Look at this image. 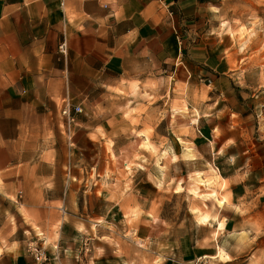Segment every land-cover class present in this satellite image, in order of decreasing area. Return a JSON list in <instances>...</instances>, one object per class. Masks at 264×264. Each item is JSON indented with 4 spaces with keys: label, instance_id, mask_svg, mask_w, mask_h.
I'll list each match as a JSON object with an SVG mask.
<instances>
[{
    "label": "crops",
    "instance_id": "0c3cea01",
    "mask_svg": "<svg viewBox=\"0 0 264 264\" xmlns=\"http://www.w3.org/2000/svg\"><path fill=\"white\" fill-rule=\"evenodd\" d=\"M60 3L0 0V231L6 242L0 264H35L21 244L46 242L54 221L60 223L49 264H249L253 256L264 258V135L248 100L257 95L236 90L234 75L226 72L228 57L211 24L217 0ZM63 37L64 58L57 55ZM124 81L162 85L163 97L177 90L188 112H196L189 136H181L189 151L171 136L181 121L164 123L157 140L166 149L169 179L213 166L227 185V200L206 222L192 219L194 233L184 216L174 222L149 214L131 223L120 215L121 231L114 201L75 185L86 177L76 170L72 146L103 144L96 130L107 134L112 122L103 99ZM64 100L80 108L71 110V139L61 115ZM151 177L145 174L154 189ZM18 205L42 233L26 230ZM95 238L117 241L119 249L99 243L104 251L88 250Z\"/></svg>",
    "mask_w": 264,
    "mask_h": 264
},
{
    "label": "rangeland",
    "instance_id": "374dc122",
    "mask_svg": "<svg viewBox=\"0 0 264 264\" xmlns=\"http://www.w3.org/2000/svg\"><path fill=\"white\" fill-rule=\"evenodd\" d=\"M217 2L218 10L211 24L218 27L220 44L228 57L226 72L234 75L236 90L241 89L248 94L257 95L252 100L248 99L249 108L256 111L258 133L264 135V0ZM161 86L153 82L124 81L119 88L108 90L109 94L103 99V106L107 109L108 118L113 123V118H117L120 125L114 128L112 122L108 124L107 134L100 128L96 130L105 138L103 144L95 140L89 149L72 146L78 160L76 170L86 177L75 181V185L81 188L85 185L86 189H99L97 195L104 191L103 197L116 204L113 210L117 214L115 219L121 231L123 228L118 224L122 222L120 215L123 214L131 223L140 215L149 214L156 219L160 215L174 222L184 216L188 228H192L194 233L196 229L192 219L199 223L206 222L207 215L214 207H220L227 200L224 193L227 185L215 175H219V172L213 166L207 167L206 172L187 175L180 180L169 179L164 175L168 171L169 159L164 161L167 157L166 149L162 147V142H157L163 124L182 122L181 130L172 129L171 136L173 140L178 138L177 142L189 151L188 143L182 141L181 136H189L190 124L194 121L196 112H188L185 98L180 97L181 92L177 90L163 97ZM92 139H95L94 135ZM113 139L117 141L115 147ZM80 153L83 155H79ZM148 173L155 176L150 178L154 189H150V184L145 179V174ZM4 197L12 202L16 200L15 195ZM17 197L19 202L20 195L17 194ZM93 204L96 205L95 208L101 206V210H104L102 202L92 199ZM113 204H106L111 213L113 210H110V206ZM94 210L93 213L96 214L98 211ZM17 213L28 224L26 230L35 235L44 231L30 221L21 205H18ZM11 221L14 223L13 217ZM59 223L60 221H54L48 225L50 234L46 242L36 241L47 256L43 264H49V249ZM106 229L111 230L109 227ZM4 243L6 244L0 231V245ZM29 243L21 245L27 249ZM99 243L106 245L107 249H119L117 241L109 238H103L100 242L95 238L94 244H87V249L104 251L105 248L102 249ZM14 247L18 248L19 245L15 244ZM139 255L143 257L141 253ZM249 264H264V258L253 256Z\"/></svg>",
    "mask_w": 264,
    "mask_h": 264
},
{
    "label": "built area",
    "instance_id": "2783aa9c",
    "mask_svg": "<svg viewBox=\"0 0 264 264\" xmlns=\"http://www.w3.org/2000/svg\"><path fill=\"white\" fill-rule=\"evenodd\" d=\"M60 6H63V0H61ZM57 55L59 57H66L67 55V44L66 40L63 37L62 40L58 43L57 45ZM71 110H73V113H79L80 108L76 106H71L69 101L64 100L63 101V106L61 109V115L64 117V124H65V130H66V135L71 139V126L73 124V116L71 114ZM27 251L29 254L32 256L33 261L35 264H43L47 260V256L43 249L39 247L36 244V241L30 242L27 245Z\"/></svg>",
    "mask_w": 264,
    "mask_h": 264
}]
</instances>
